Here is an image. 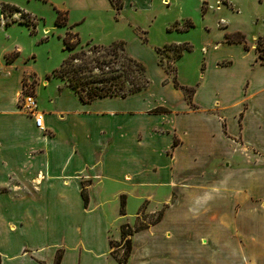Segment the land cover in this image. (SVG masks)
Here are the masks:
<instances>
[{"label": "crops", "instance_id": "crops-1", "mask_svg": "<svg viewBox=\"0 0 264 264\" xmlns=\"http://www.w3.org/2000/svg\"><path fill=\"white\" fill-rule=\"evenodd\" d=\"M155 1L121 0L118 12ZM15 49L0 52V264H119L109 233L134 228L143 207L161 218L131 236L127 264H264V60L253 48L210 44L200 80L184 84L185 52L170 79L155 48L162 76L127 96L83 101L51 79L34 88L35 113L21 101L33 70L6 59Z\"/></svg>", "mask_w": 264, "mask_h": 264}, {"label": "rangeland", "instance_id": "rangeland-1", "mask_svg": "<svg viewBox=\"0 0 264 264\" xmlns=\"http://www.w3.org/2000/svg\"><path fill=\"white\" fill-rule=\"evenodd\" d=\"M4 5L14 6L19 11L4 10ZM58 10L67 12L68 24L75 26L73 32L79 34V40L77 36L73 37V42L78 41L73 50L67 49L64 43L67 27L56 25ZM12 14L17 15L15 24L7 29L0 26V52L17 47L7 57L12 58L17 53L28 69L33 70L25 78V94H35L37 84L45 86L51 79L59 81V92H76L69 80L72 71L65 76L54 73L74 53L85 52L87 57L95 60L112 59L109 67L117 70L110 75L121 73L125 89L130 87L129 81L139 74L130 58L132 56L151 68L145 73L150 83L162 76L160 69H154L155 48H161L158 60L171 73L169 78L174 79L175 61L180 50L177 45L190 46L176 61V80L182 84L193 83L200 78L203 58H207L205 49L210 44L228 41L227 34H244V43L264 60V0H156L148 10L125 8L120 12L109 0H0V19ZM26 21L31 25L23 23ZM121 40L125 41V46L113 47V42ZM96 65L93 62L83 66L81 73L98 75L100 71L94 69ZM130 69L136 71L131 72ZM105 84L109 81L79 85L77 90L87 93L90 85ZM252 153L250 151V155ZM249 163H254L252 158ZM130 203L127 220L134 222L133 207L137 200L132 199ZM139 212L143 219H139L134 228H144L154 222L159 213L147 217L144 207ZM113 232L116 236V231ZM113 232L109 233L113 257L117 262L118 259L124 261L131 236L122 239L120 234L115 238Z\"/></svg>", "mask_w": 264, "mask_h": 264}, {"label": "trees", "instance_id": "trees-1", "mask_svg": "<svg viewBox=\"0 0 264 264\" xmlns=\"http://www.w3.org/2000/svg\"><path fill=\"white\" fill-rule=\"evenodd\" d=\"M111 3L117 8V9H121L122 8V3L121 0L120 2H115L114 0H110ZM8 8H11L13 10H17L19 11V9H17L14 6H7L4 5L3 9L6 10ZM64 15V16H63ZM68 22V15L67 12H63L58 10V16H57V20H56V25L58 26H66ZM21 23V21H20ZM26 23L27 25H31V23L29 21L23 22ZM8 23H5V25H7ZM74 27V26H71ZM77 36L78 40L80 39L79 34L73 32L71 29H68V31L65 34L64 37V43L66 45V48L69 50H73L76 48L78 41L77 42H73V37ZM228 37V41L229 42H241L244 43L245 42V35L242 34L241 32H235V33H231V34H227ZM264 44V42H263ZM113 47L114 46H125V42L124 41H116L113 42ZM178 47H180L179 53H178V58L181 57L183 55V52L185 50H189L190 46L189 45H177ZM167 47V45H166ZM257 48L259 49V45L257 44ZM114 52V51H113ZM161 52V48L157 49V53ZM131 60L133 61V63L136 65L137 70L139 71V74H136L130 81V87H128V89L126 88V84L124 82V80H122L120 77L122 76L121 73L118 74H112L114 73L117 69H112L109 67V64L112 62V59H102V60H95V59H90L89 57H87L85 52H82L81 54H76L74 53L73 55H71L69 58H67L63 63L62 66L60 67V69L55 70L54 73L57 75H62L65 76L67 75V73H70L71 71L72 76L69 77L70 83L72 85L73 88L76 89V93L79 94V96L81 97V99L83 101H92L94 99L97 98H102V97H106V96H127L129 94H133L136 92H139L145 88L148 87L150 81L149 78L145 76V73H147V67L145 64H143L142 62L134 59L133 57H130ZM6 59H9L8 57H6ZM77 62H79L78 64H76ZM96 62L97 65L94 67V69H97L100 71V73L98 75H94V74H82L81 70L82 67H86L87 65ZM131 72H135L136 70L130 69ZM168 71V70H167ZM175 71V69H174ZM103 81H109V84H105L103 86H96V85H90V87L87 90V93H85L83 90H77V87L79 85H88V84H92V83H99V82H103ZM84 198L86 203L88 202V196L85 192H83ZM121 213L125 214V201L122 200V206H121ZM161 215L158 216V218L155 220V222H157L158 220H160ZM140 229H142V227L140 228H132L129 224H123L121 226V237L126 238L128 236H132L135 232L139 231ZM132 251V239H128V249L126 251V259L124 261H121L120 259H118V262L120 264H127L129 256L131 254Z\"/></svg>", "mask_w": 264, "mask_h": 264}, {"label": "built area", "instance_id": "built-area-1", "mask_svg": "<svg viewBox=\"0 0 264 264\" xmlns=\"http://www.w3.org/2000/svg\"><path fill=\"white\" fill-rule=\"evenodd\" d=\"M21 101L23 102V104L26 105V107L31 113H35L36 108H37V101L33 93L24 94ZM42 123H43L42 116L40 115L36 116V124L39 127H42Z\"/></svg>", "mask_w": 264, "mask_h": 264}]
</instances>
